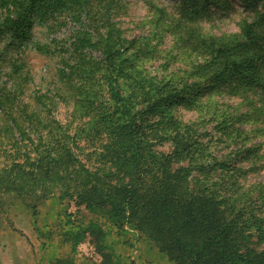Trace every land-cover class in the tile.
I'll list each match as a JSON object with an SVG mask.
<instances>
[{"label": "trees", "instance_id": "trees-1", "mask_svg": "<svg viewBox=\"0 0 264 264\" xmlns=\"http://www.w3.org/2000/svg\"><path fill=\"white\" fill-rule=\"evenodd\" d=\"M105 1L0 0V39L9 35L10 50L32 47L60 57L52 88L26 96V61L11 60L6 80L0 68V210L6 211L7 198L36 207L57 189L59 199L68 197L119 228L129 225L145 235L174 264H264V181L245 188L236 181L222 184L227 174L210 179L205 167L216 172L233 166L206 161L205 144L173 113L178 105H193L211 83L150 75L141 62L156 49L147 38L126 37L114 22L117 1ZM219 1L188 0L180 17L194 18L210 4L221 6ZM69 23L65 38H33L36 25L55 31ZM180 25L172 24L177 32ZM241 34L242 41L204 39L207 57L196 70L216 67L211 80L236 76L260 87L264 97L256 62L264 56V31L245 21ZM195 38L190 34L191 43ZM58 97L83 121L80 134L98 142L89 153L54 115ZM155 140L171 142L172 150L155 149ZM88 229L101 264H119L105 250L102 226L93 221Z\"/></svg>", "mask_w": 264, "mask_h": 264}, {"label": "rangeland", "instance_id": "rangeland-1", "mask_svg": "<svg viewBox=\"0 0 264 264\" xmlns=\"http://www.w3.org/2000/svg\"><path fill=\"white\" fill-rule=\"evenodd\" d=\"M116 1L113 3V18L123 34L139 40L147 38L150 47L156 49L152 57L141 62L150 75L159 79L172 78L181 81L179 83L186 79L198 81L201 86L211 83L210 89L203 91L193 105L182 104L173 108L178 120L205 144L206 161L226 160L233 166L216 172L207 166L208 177L227 174L222 182L226 187L232 181L245 188L256 181H264V97L260 87L237 82L236 76L229 77L225 83L219 79L211 80L209 77L217 71L216 67L196 70V66L207 57L201 48L204 39L224 37L242 41L241 26L245 21L254 22L260 31H264V0H220L221 6L210 4L196 17L185 19L180 14L182 9L191 5L188 0ZM105 2L103 0V5ZM174 20L180 21L181 32L172 26ZM71 32L70 23L55 31L36 25L33 38L40 41L53 37L61 39ZM190 34L196 36L193 43ZM8 39L9 35L0 39V68L3 73L7 72L3 79L9 77L11 60L24 59L31 77L25 96L33 90L52 88L53 72L60 57L47 56L32 47L10 50L6 45ZM242 55L240 52L237 58ZM249 55L255 53L251 51ZM258 58V71L264 79V56ZM225 73L228 76V72ZM9 79L14 81L15 77ZM54 102V115L67 125L82 146H87L84 151L89 153L98 142L88 138L87 133L80 134L78 130L83 121L73 115L71 103L61 97ZM153 118L150 115V119ZM155 143V149L159 151L169 152L173 148L168 141L155 140ZM85 152L80 155L87 158ZM60 195L56 189L47 198L34 202L36 207H31L27 201L7 198L6 211L0 210V264H101V251L88 229L93 221L104 229L105 250L119 264H174L153 241L129 225L119 228L100 212L77 205L68 197L59 199ZM261 245L264 247V243Z\"/></svg>", "mask_w": 264, "mask_h": 264}]
</instances>
